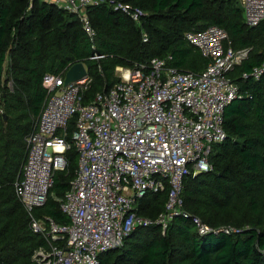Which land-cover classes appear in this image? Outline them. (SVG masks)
<instances>
[{
  "label": "trees",
  "instance_id": "obj_1",
  "mask_svg": "<svg viewBox=\"0 0 264 264\" xmlns=\"http://www.w3.org/2000/svg\"><path fill=\"white\" fill-rule=\"evenodd\" d=\"M112 2L133 4L145 15L137 23ZM88 14L93 36L77 14L55 4L0 0V264H38L33 256L47 244L43 234L32 230L15 192L26 137L47 93L43 76L83 62L93 78L85 93L88 101L120 81L118 66L171 56L169 65L199 72L208 59L185 34L210 25L226 30L235 49L250 48L231 73L241 96L224 113L228 138L212 150V171L185 179L187 216L176 215L166 229L156 222L135 227L122 246L101 256V264H264V75L259 80L242 77L264 61V22L247 26L237 0H104L90 6ZM66 157L67 167L55 172L48 200L36 210L38 217L51 216L59 223L69 222L60 205L78 167L74 147ZM167 197V190L147 194L138 202L139 213L155 221ZM193 217L212 230L199 232Z\"/></svg>",
  "mask_w": 264,
  "mask_h": 264
},
{
  "label": "built area",
  "instance_id": "obj_2",
  "mask_svg": "<svg viewBox=\"0 0 264 264\" xmlns=\"http://www.w3.org/2000/svg\"><path fill=\"white\" fill-rule=\"evenodd\" d=\"M46 1L77 14L85 32L95 34L88 8L104 0ZM111 4L137 23L145 15L130 3ZM241 6L247 26L264 22V0H241ZM185 37L208 59L202 71L179 70L168 64L171 56L118 66L120 81L88 101L85 93L93 78L87 66V75L68 84L72 65L43 76L46 97L26 137V159L15 184L32 230L47 242L33 256L38 264H101V256L135 227L156 222L166 229L176 215L187 216L185 179L214 168L212 150L228 138L225 110L241 96L231 73L248 58L250 48L235 49L217 25ZM263 75L264 61L242 73L254 80ZM8 86L13 89L12 80ZM72 147L78 167L60 205L69 222L38 217L36 210L46 204L54 174L67 167L66 152ZM165 190V210L155 221L139 213L140 199ZM193 221L201 233L212 230L198 217Z\"/></svg>",
  "mask_w": 264,
  "mask_h": 264
},
{
  "label": "water",
  "instance_id": "obj_3",
  "mask_svg": "<svg viewBox=\"0 0 264 264\" xmlns=\"http://www.w3.org/2000/svg\"><path fill=\"white\" fill-rule=\"evenodd\" d=\"M87 75L86 65L83 62H77L73 64L66 73V84L82 79ZM6 119V115H4Z\"/></svg>",
  "mask_w": 264,
  "mask_h": 264
},
{
  "label": "rangeland",
  "instance_id": "obj_4",
  "mask_svg": "<svg viewBox=\"0 0 264 264\" xmlns=\"http://www.w3.org/2000/svg\"><path fill=\"white\" fill-rule=\"evenodd\" d=\"M40 1H46V0H40ZM237 1L239 2V5L241 6V0H237ZM116 75L119 76V74H118L117 72H116ZM122 244H123V241L117 243L116 247H120V246H122ZM116 247H115V248H116Z\"/></svg>",
  "mask_w": 264,
  "mask_h": 264
}]
</instances>
